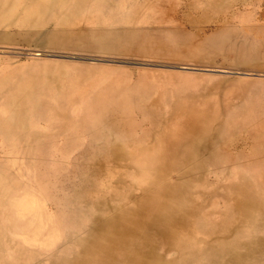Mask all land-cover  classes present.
Returning a JSON list of instances; mask_svg holds the SVG:
<instances>
[{"label": "rangeland", "instance_id": "374dc122", "mask_svg": "<svg viewBox=\"0 0 264 264\" xmlns=\"http://www.w3.org/2000/svg\"><path fill=\"white\" fill-rule=\"evenodd\" d=\"M0 264H264V0H0Z\"/></svg>", "mask_w": 264, "mask_h": 264}, {"label": "bare ground", "instance_id": "6f19581e", "mask_svg": "<svg viewBox=\"0 0 264 264\" xmlns=\"http://www.w3.org/2000/svg\"><path fill=\"white\" fill-rule=\"evenodd\" d=\"M76 248V247H75Z\"/></svg>", "mask_w": 264, "mask_h": 264}]
</instances>
